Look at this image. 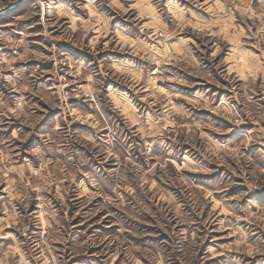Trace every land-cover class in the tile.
Instances as JSON below:
<instances>
[{
    "label": "clouds",
    "instance_id": "obj_1",
    "mask_svg": "<svg viewBox=\"0 0 264 264\" xmlns=\"http://www.w3.org/2000/svg\"><path fill=\"white\" fill-rule=\"evenodd\" d=\"M0 264H264V0H0Z\"/></svg>",
    "mask_w": 264,
    "mask_h": 264
},
{
    "label": "rangeland",
    "instance_id": "obj_2",
    "mask_svg": "<svg viewBox=\"0 0 264 264\" xmlns=\"http://www.w3.org/2000/svg\"><path fill=\"white\" fill-rule=\"evenodd\" d=\"M94 227H96V228H100L101 225L97 224V225H95ZM105 230H107V229H105ZM94 251H95V250H94Z\"/></svg>",
    "mask_w": 264,
    "mask_h": 264
}]
</instances>
